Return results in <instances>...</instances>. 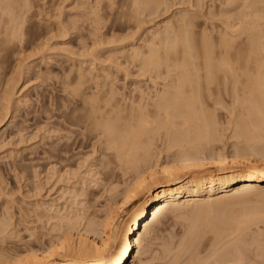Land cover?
Returning a JSON list of instances; mask_svg holds the SVG:
<instances>
[{
	"label": "bare ground",
	"instance_id": "obj_1",
	"mask_svg": "<svg viewBox=\"0 0 264 264\" xmlns=\"http://www.w3.org/2000/svg\"><path fill=\"white\" fill-rule=\"evenodd\" d=\"M147 2L152 4L149 0H134L130 6H135L138 10L139 6H142L146 10L147 5H150ZM155 2L154 5L158 6V1ZM260 2L262 3V0H211L208 7L210 17L205 15L210 19L208 23L205 20L194 22L193 17H190L193 20L186 18L188 14L184 15L186 14L184 13L180 18L178 17L177 27L171 26V22L167 21L169 24L164 25L161 30L158 29L156 34L153 33L154 37L150 39L153 45L150 46L151 48L148 47V52L141 51V46L129 45L128 58L133 61L141 58L143 62L145 58L146 62H144L150 66L152 64L154 69L160 62V65L163 64L167 68L178 69L173 81L171 79L172 82L164 83L166 86L163 84L165 87L158 92L156 90L157 93L155 92L153 97L150 96L151 92L149 95L145 94L146 96L140 92L141 96L137 95V99L130 97L127 101L124 99L127 95L123 99H118L117 91L109 88L110 86L108 89L104 87L105 90L101 89L103 93L105 91L102 98H99V92L78 90L79 94L75 90L80 98L69 102L68 115L66 114L63 121L60 120L63 125L59 120L54 122L56 140L54 145H49V149H43L42 152L47 153L46 159L56 158V163L68 161L72 157L70 153L74 154V150L84 148L91 143L92 152L98 151L103 157H108L105 162L104 158L103 160L101 158L98 162L100 165L104 162L103 164L110 170L121 169L122 175L129 171L130 178L124 180L125 184L121 182L124 185L122 192L120 191L121 197L114 196L106 210L95 208L88 200L87 203L89 202L92 207H87L90 208L88 212H80L77 209L76 212L70 213L71 215L68 214L69 212L63 215L60 213L56 218L60 226L58 225L57 230L52 226L55 228V230L53 228L55 233L51 231L52 234H48L46 243L44 244L37 236L39 241L34 239L36 243L45 245L40 247L44 249L36 250L37 252L28 247L29 241L23 240L29 250L25 249L24 243L16 242L20 237L15 232L13 237L11 235L14 229L12 227L10 229L12 224L10 215L0 214V264H126L133 247L142 244L144 232L152 223H157L166 210L176 212L187 210V214L192 217L193 223H190L187 232H184L186 237L180 242L181 248L176 252L175 260L173 259L180 261L181 257H189L185 262L189 264L190 261L199 258L196 256V250L201 249V247L198 249L199 243L208 244L219 234H223L224 230L227 232V229L232 233L233 230H240L241 233V229L246 228L245 223L253 222L252 224L256 225L253 220H261L264 216L262 212H255L256 215L254 212H247L248 215H254L250 218L245 212L247 217L244 213L243 216L240 213L238 216L237 213L236 216H233V213L232 216H228L229 213L225 211L228 205H232L236 200L244 197L248 200L249 195L262 194L264 190V7L261 8ZM162 3L166 4L163 1ZM25 4L24 0L23 2L0 0L1 38L9 35L11 39L18 35V30H22V24L30 9ZM158 7L155 9L158 10ZM93 9L95 7L92 6L91 10ZM134 9L133 11H136ZM141 10L138 12L140 13ZM140 19L138 18V21ZM192 21L193 30L189 29L193 25ZM173 42L179 43V52H176L177 44L174 45ZM161 43L162 46L164 43L169 47L172 46V57L167 55L165 44V47L163 46L165 52L160 53L165 56L162 54L163 59L159 58L158 46ZM77 84L82 88L79 83ZM79 87L76 89H80ZM5 107L7 110L8 106ZM2 118L4 117L0 120ZM61 127L66 130H64L66 135L57 134ZM222 130H228L229 137L234 139H231L233 148L231 147L232 152L229 155L218 150L216 144L217 141L224 140L222 138L226 133L223 135ZM156 136L162 137L165 142L163 147L167 150L165 154L167 160L154 157L152 146L154 147L153 140ZM60 140L63 142L61 143ZM87 159H84L85 162ZM241 165L246 167L245 171L239 169ZM187 175L190 177L187 178ZM1 191L4 193L3 188ZM139 198L142 200L134 205ZM240 201L237 203L240 204ZM243 201L245 202L244 199ZM231 210L229 211L232 212ZM206 213H213L212 220L204 219L208 215ZM204 220L205 226L203 223V227L200 228ZM229 222L233 224L229 225ZM10 237L11 241H9ZM233 238L232 242L228 241V245L224 243L223 246L226 248L215 251L217 261L224 263L225 258L236 255V251L243 249L240 247L244 245L239 247L238 243L243 244L245 240L233 241ZM255 241L259 251L264 250V244L262 243V248L258 239ZM20 246H25L24 251H20L22 249ZM239 255L237 253V257L241 258L243 251ZM183 258L181 261H185ZM211 261L214 262V259ZM250 261L254 263L255 259ZM214 263L217 264L216 260Z\"/></svg>",
	"mask_w": 264,
	"mask_h": 264
},
{
	"label": "rangeland",
	"instance_id": "obj_2",
	"mask_svg": "<svg viewBox=\"0 0 264 264\" xmlns=\"http://www.w3.org/2000/svg\"><path fill=\"white\" fill-rule=\"evenodd\" d=\"M27 1L24 0V4ZM87 1L89 0H30L25 4L30 9L22 24V30H18L17 37L15 36L16 38L13 37L10 39L9 35L8 37L2 36L3 38L0 36V119L4 117L0 120L2 122H0V210H3H1L0 214L10 215V222L16 224H13L14 226L11 224L10 229L12 227L14 229V231L12 229L13 233L15 232L22 239L19 238L18 242V237H16L17 241H14L24 243L23 245H25V241H29L28 247H31L30 249L33 251L44 249V247L41 249L40 247L45 246L43 243H46L49 237L48 234L51 231L53 234L55 233L53 231L54 227L56 230L59 228L60 222L58 223L57 221L59 220L56 218L59 217L60 213V215H63V213L67 214L69 212L68 214L71 215L70 213L76 212L77 209L80 212H88L90 208L88 209L87 207H91L90 203H87L88 200L92 202L95 208H101V211L103 208L106 210L112 203L113 198L121 197L120 193L122 192L121 189L123 190L124 188V180L130 178L129 171L127 172L128 174L122 175V172L120 173L121 169L116 170L115 168L114 171L106 167L103 163L108 157H103L98 151L92 152L93 148L90 142L88 144L91 147L86 145L84 146L85 149L82 147L81 149L74 150V154L70 153L72 157L68 161L56 163V158L46 159L45 154L47 153H43V149H49L52 146L51 144L54 143V140H56V129L53 126L54 122L56 120L63 121L66 118V114L68 115L69 111V102L72 99L80 98V95H77V91L88 90L99 92V98H102L105 95V91L103 93L101 89L103 87L108 89L110 86L109 88L117 91L116 93L118 95L116 97L118 99H123L127 95L124 99L129 101L128 98L130 97L137 99V95L140 97L141 93H144L143 96H146L150 92V96L153 97L156 90L158 92L169 81H173L174 76L178 74V69L176 68V71V69L167 68L163 64L160 65L161 62L154 69L152 64L150 66V64L145 63L146 60L144 58L143 62L145 61L144 63L148 65L146 68L141 58L138 61H133L128 58V48L134 44L137 47L141 46V51L144 50L143 52H146L148 47L153 45V42L150 40L154 37L153 33L156 34L158 29L161 30L169 22H171V26L174 25L173 27H177V22L184 13H186L184 15L188 14L186 18L193 17L195 19L194 22L205 20L208 23L210 20L205 15L210 17L208 7H210L211 0H149V2H152V4L147 2V4H150V7L146 4L149 10L147 7L145 10V7L143 8L142 6H139V10L135 6L131 7V2L133 3L134 0H90V4ZM155 1H158L159 5H157L159 7L154 5ZM162 1L166 4L164 5ZM263 4L264 1L262 0V3H259L261 8L264 7ZM92 6L95 9L91 10ZM157 7L158 10L155 9ZM132 8H135L134 10L136 11H140L141 9L144 11L141 10L139 13L138 11H133ZM94 10L95 12L93 13ZM36 11L39 13L38 15ZM178 11L181 13H178ZM138 13L139 16L137 15ZM131 15H135L141 19L138 21V18L136 19L134 18L135 16L133 17ZM193 18L190 19L193 20ZM192 26H189V29H194V23ZM155 41L157 43V38ZM162 43L159 45V41V54L165 52L164 47L166 43L163 44L164 47ZM173 44H177L175 47L178 50L177 48L175 50L179 52V43L173 42ZM167 46L169 47V45L166 44L165 50H168L167 55L172 57L173 48L170 46L167 49ZM158 49H155V51ZM162 54L159 56L160 59H163L165 56L163 54L164 56L162 57ZM95 86L97 89H95ZM78 87L80 89H76ZM136 88L137 90H135ZM5 106H8L7 110ZM60 123L62 125L64 124L61 121ZM64 127H61L57 134L66 135L67 133ZM54 130L55 132H53ZM222 134H225L223 138ZM222 134L220 135V139L222 138L224 140H219L216 144L218 145V150L223 153L227 152L229 155L232 152L233 147L231 144L234 139L229 137L228 130H222ZM60 141L61 143L63 142L62 140ZM153 141L154 147L152 146V148L155 154L154 157L157 156L158 159L162 158L164 160L166 158L165 154H167V150L163 147L165 142L162 140V137L157 136ZM156 146L158 147L155 148ZM160 150L161 152H159ZM90 153L94 155H90ZM62 154L64 155V153ZM101 158L102 160L104 158V162L100 165L98 162ZM157 158H154V160ZM84 159H87L86 162ZM239 169L245 171L246 167L241 165ZM188 177L190 176L187 175ZM2 188L4 193L1 191ZM5 192L7 195H5ZM251 195L248 196V200L245 197L240 198V200L242 199L241 201L238 199L244 205L241 203L238 204V200L233 202L232 205H228V208L225 210L229 213L228 216H232V213L234 214L233 216H238L244 212L246 214L247 212H254L255 215L258 212H262L264 215V211H259L264 210V190L262 194ZM141 198L136 200L134 205H137L144 197ZM76 201H78L77 203L79 205L76 204ZM229 208H233V210ZM186 211L176 212L166 210L158 222L152 223L148 228L149 230L147 229L144 232L142 244L138 247H133L131 256L126 264H185L189 258L186 257V254L184 255L186 258L181 257L180 261H173V259L175 260L174 256L179 251V248H181L180 242L184 241L183 237H186V233L184 232H187V229L193 223L191 221L192 217ZM235 213L237 214L235 215ZM206 214L208 215L204 219L212 220L213 213ZM252 216L254 215H248L250 218ZM263 218L264 216L261 217V220H253L254 223L256 222V225L252 224V221H250V223L252 222L251 224L247 222L248 226L245 223L244 226L246 228L243 226L245 229H241V233L239 232L240 230H233L232 233L227 229V232L224 230L223 234H219L218 237L208 242V244L199 243L198 249L201 247L204 250H196V256L199 258L196 261H190L189 264H201V262H204L203 264H215V260L217 264H224L225 262V264H246L248 260V264H264V250H261L263 253L259 251V246L258 244V247L256 246L257 241H255L258 239L261 247L262 243L264 244ZM205 220L200 224V228L203 227V223L205 226V222L207 221ZM231 224L233 223L231 222L229 225ZM237 232L240 234L238 235ZM13 233H11L12 237L15 235ZM256 234L257 236H254ZM36 236L42 239L43 243H36L37 241L34 240H38ZM232 238L233 241L236 239V241L240 240V242H242V239L243 241L245 240L243 244L238 243L239 247L240 245H244L240 247H243V249L236 251L238 255L243 251V255L241 258L237 257V253L233 251L236 255L227 256L228 258L223 260L224 263L217 261L214 255L215 251H221L226 248V246H223L224 243L228 245V241L231 240L232 242ZM248 238L251 239L249 240ZM9 239L11 241L12 238L10 237ZM179 239L181 240L178 241ZM146 245L149 247L147 248ZM24 247L22 246L20 251H24ZM28 247L26 246L25 249L27 248L29 250ZM172 247L175 248L173 249ZM182 258L185 261H181ZM238 258L240 259L238 260ZM213 259L214 262L211 261ZM252 259H255L254 263L250 261Z\"/></svg>",
	"mask_w": 264,
	"mask_h": 264
}]
</instances>
